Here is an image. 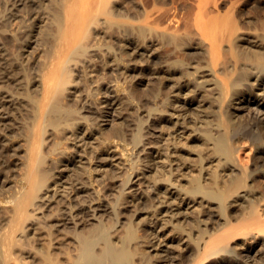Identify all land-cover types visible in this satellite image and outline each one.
<instances>
[{"label":"bare ground","instance_id":"1","mask_svg":"<svg viewBox=\"0 0 264 264\" xmlns=\"http://www.w3.org/2000/svg\"><path fill=\"white\" fill-rule=\"evenodd\" d=\"M6 8L0 264H264V0Z\"/></svg>","mask_w":264,"mask_h":264},{"label":"rangeland","instance_id":"2","mask_svg":"<svg viewBox=\"0 0 264 264\" xmlns=\"http://www.w3.org/2000/svg\"><path fill=\"white\" fill-rule=\"evenodd\" d=\"M12 3H13V0H0V19H1V18L4 16V14L7 12V8H6V7L8 6V4L11 5ZM19 4H20V3H19ZM19 4L16 5V10H18V8H19V9L21 8L22 5H19ZM246 30H249V29L246 28ZM250 30H251V29H250ZM250 30H249V31H250ZM252 32L254 33V31H252ZM253 33H252V34H253ZM247 35H251V34L249 33V34H247ZM247 35H243V37H246ZM197 40H198V39H197ZM37 41H38V40H37ZM37 41H36L35 38H34V39H31V42H32L31 45H30V46L26 45V46H24V47H22V48L20 47V44H19V47H20V48L18 47L15 51H16V52H18V51H19V52H20V51L23 52V51H24V54L27 53V54H25L26 56L24 55V58L27 59V60H28V56H30L29 58L31 59V55H32V56H33V57H32V60H29V61H30L29 63L31 64L32 61H33L32 64H34L35 61H36V59H38V58L40 57V54L42 53L41 50H43L42 47L44 46V45H43V42H42L41 40H39L38 42H37ZM2 42H3V41H2ZM40 43H41V44H40ZM3 44H4V42L1 43V45H3ZM198 44H199V43L196 42L195 45H192V47H191V46L188 47V50H189L190 52H193V53H196V52H197L198 54L201 53V52L203 51V47H202L201 45H198ZM5 45L7 46L6 42H5ZM5 45H3V46H4V49H5V47H6ZM32 46H33V47H32ZM196 46H197V47H196ZM7 47H8V46H7ZM7 47H6V49H7ZM35 47H36V48H35ZM45 47H46V45H45ZM9 48H10V46H9ZM9 48H8L6 51L11 52V49H9ZM23 48H24V49H23ZM26 48H27V49L29 48V49L26 50ZM20 49H22L23 51L20 50ZM17 50H18V51H17ZM25 50H26V52H25ZM12 51H14L13 48H12ZM27 51H28V52H27ZM31 51H34V52H31ZM200 51H201V52H200ZM39 52H40V53H39ZM11 53H12V52H11ZM30 53H32V54H30ZM29 54H30V55H29ZM36 55H37V56H36ZM34 56H35V58H34ZM197 57L200 58V59L202 60V59H203V54L201 53V54L197 55ZM195 59H196V58H195ZM102 81H103V79H102ZM0 84H1V83H0ZM107 84H109V85H107V87L110 86V91H111V93H110V92H109V93H101L99 96H100L101 98H103V99L106 98V97H108V98L110 99V98H113V97L116 96V93H115V95H114V92L112 91V88H114V86H112L113 83H111V84H110V83H107ZM95 85H96V83H94V86H95ZM3 88H4V87H3ZM107 92H108V91H107ZM103 94H104L105 96H104ZM242 112L244 113V111H242ZM112 114H115V113H113V111H111V112L109 113L108 118H110V117H111L110 115H112ZM8 115H9V116H13L12 114H8ZM8 115L5 114V116H4V115L1 114L0 117L2 116V118H4V117H6V116H8ZM3 116H4V117H3ZM119 118H120V117H118V118L116 119V123H117V122H120V121L122 120V119L120 120ZM110 124H111V126H112L113 123L111 122ZM111 126H109V127H111ZM147 140H148V139H147ZM71 141H72V142H71ZM21 142H22V141H21ZM73 142L75 143L74 140H70L69 144L72 146V145H73ZM78 143H79V142H78ZM18 145H19V144H18ZM80 145H81V143L77 144L78 147H79ZM19 147H20V148H19ZM19 147L17 146V152L19 153V156H20V157L17 158V155L14 156L15 159L17 158V159H16V162H19V163H16L17 166L14 165L15 167H17V168H14V169H13V171H15V172H14V173H13V172L10 173V175L12 174V175H11V176H12L11 178L13 179V182H15L19 177H21V176H20V173H21L20 170H22V168H21L22 165H21L20 163H21V161H22L21 159L24 158V157H21V156H23L25 150H24V145H23V147H22V143H21V146H19ZM138 147H139V149H140V146H138ZM148 147H149V145L146 146V148H145L146 150H144V151L141 152L142 155L145 154V152L147 151ZM18 148H19V149H18ZM112 149H113V150H112ZM112 149H111L112 151H115V150H116L115 147H112ZM137 149H138V148H137ZM20 150H22V151H20ZM248 151H249V149L247 148L246 151H245V153L247 154ZM21 153H22V154H21ZM115 153H117V154H116L114 160H116V159H118V158L120 157V153L118 152V150H117ZM245 153H244V155H246ZM20 154H21V155H20ZM20 158H21V159H20ZM118 160H119V159H118ZM18 164H19V165H18ZM97 171H98V172H97ZM99 172H100V169H98V170L95 171L96 174H98ZM13 174H15L14 177H13ZM141 176H142L143 178H142ZM15 177H16V178H15ZM138 177H139V178H138ZM144 177H145L144 174H142V175L140 174L139 176L136 177L137 179L135 178V179H136L135 181H136V182L139 181V180L141 181L142 179H144ZM11 178L9 177V180L7 179V180L9 181L8 183L10 184V186H12V185L14 184V183L12 182V179H11ZM15 179H16V180H15ZM74 182L76 183V185H77L78 188H79V185H80V188H81L82 185H83L81 182H76V181H74ZM8 183H6V184L8 185ZM11 183H12V184H11ZM62 183H64V182H60V183L58 184L59 187L56 186V187H53V188H54V189H58V192H63L64 190H66V188H67V192L71 190V187L69 186V185L71 184V182H70V183H66V182H65V183H64V186H62V185H63ZM77 183H79V185H78ZM80 183H81V184H80ZM137 183H138V182H137ZM65 184H66V185H65ZM68 184H69V185H68ZM7 185H6V186H7ZM14 185H15V184H14ZM136 185H138V186H136ZM136 185H135V187H134V190H135V188H139V187H140L139 189L136 190V191H138L137 193H140V192H141V189L144 187V184L141 185V186H139V183H138V184H136ZM83 186H84V185H83ZM87 186L89 187L88 184H87L85 187H87ZM8 187H9V185H8ZM69 187H70V188H69ZM139 190H140V191H139ZM110 192H111V191H109L108 193H110ZM83 193H86V194H87V195L85 194V196L88 197V198L85 197L86 199H89V198L92 197V196H91V189L89 190V192H88V191H84ZM83 193H81V194L84 196ZM88 193H89V195H88ZM92 195H93V194H92ZM112 197H113V196L110 194V196H108V200H109V199L111 200ZM106 198H107V196H106ZM83 199H84V197H83ZM108 200H107V201H108ZM186 206H187V205H186ZM186 206L184 207V205H183V203H182V207L186 208ZM187 209H188V211L195 212V211H196V206H193L192 204H189V207H187ZM191 212H190V213H191ZM101 213H102V212L100 211L99 215H101ZM191 214H192V213H191ZM141 217H142V216H141ZM88 218H89V219H92V218H94V217H93L92 215H89ZM139 218H140V216L137 218V220H139ZM89 221H92V220H89ZM257 251H258V252H257ZM259 252H260V253H259ZM257 254H258V255H257ZM260 254L262 255V254H264V252H263V251H259L258 249L254 250V252H252V255H253V256H259V257H260V256H261Z\"/></svg>","mask_w":264,"mask_h":264}]
</instances>
